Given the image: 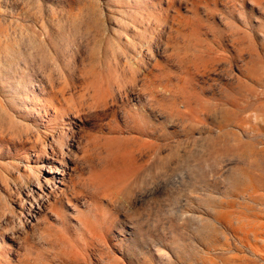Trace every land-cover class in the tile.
I'll return each mask as SVG.
<instances>
[{"label":"rangeland","instance_id":"obj_1","mask_svg":"<svg viewBox=\"0 0 264 264\" xmlns=\"http://www.w3.org/2000/svg\"><path fill=\"white\" fill-rule=\"evenodd\" d=\"M0 264H264V0H0Z\"/></svg>","mask_w":264,"mask_h":264},{"label":"bare ground","instance_id":"obj_2","mask_svg":"<svg viewBox=\"0 0 264 264\" xmlns=\"http://www.w3.org/2000/svg\"><path fill=\"white\" fill-rule=\"evenodd\" d=\"M32 170H34V169L32 168Z\"/></svg>","mask_w":264,"mask_h":264}]
</instances>
